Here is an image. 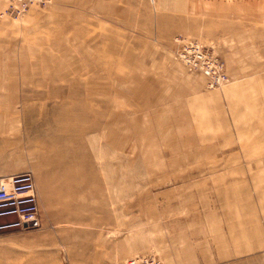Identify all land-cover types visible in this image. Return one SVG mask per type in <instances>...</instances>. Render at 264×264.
Masks as SVG:
<instances>
[{
	"label": "rangeland",
	"instance_id": "1",
	"mask_svg": "<svg viewBox=\"0 0 264 264\" xmlns=\"http://www.w3.org/2000/svg\"><path fill=\"white\" fill-rule=\"evenodd\" d=\"M186 5L155 1L146 33L89 0L0 16V175L30 170L41 216L0 233V264H264V0L209 2L208 36L179 34L223 60L210 88L155 22Z\"/></svg>",
	"mask_w": 264,
	"mask_h": 264
},
{
	"label": "built area",
	"instance_id": "2",
	"mask_svg": "<svg viewBox=\"0 0 264 264\" xmlns=\"http://www.w3.org/2000/svg\"><path fill=\"white\" fill-rule=\"evenodd\" d=\"M1 15H18L30 6H43L51 0H3ZM174 58L184 69L198 73L206 87H219L228 82L224 62L218 54L195 38L173 37ZM40 210L33 174L21 170L0 175V233L12 229H25L40 222ZM124 264H160L153 253L136 254L124 260Z\"/></svg>",
	"mask_w": 264,
	"mask_h": 264
},
{
	"label": "crops",
	"instance_id": "3",
	"mask_svg": "<svg viewBox=\"0 0 264 264\" xmlns=\"http://www.w3.org/2000/svg\"><path fill=\"white\" fill-rule=\"evenodd\" d=\"M165 2L167 0H89L94 6L95 17L99 21L119 26L120 31L139 32L150 30L153 24L152 4L154 2ZM175 3L176 0H169ZM184 0H178V2ZM183 13L181 8L170 7L162 17L158 18L156 24H161L166 35V46L172 44V37L179 34L207 35L209 24V2L215 0H186ZM197 2V4H194ZM207 2V5L204 4ZM186 12V14L184 13ZM141 30V31H140ZM209 32V28H208ZM147 253V251L139 254Z\"/></svg>",
	"mask_w": 264,
	"mask_h": 264
},
{
	"label": "bare ground",
	"instance_id": "4",
	"mask_svg": "<svg viewBox=\"0 0 264 264\" xmlns=\"http://www.w3.org/2000/svg\"><path fill=\"white\" fill-rule=\"evenodd\" d=\"M33 6V5H32ZM31 7V6H30ZM228 83V82H227ZM227 83H224V84H227ZM223 85V84H222ZM73 153H71V151L68 149V148H66V145H61V147L60 148H58V150L57 151H55L54 153H52V156L54 157V160L52 159V162H53V164L56 166V163H55V158H57V159H59V160H67L69 163H68V165H66L65 163H63V165H57V167H59V168H61L63 171H67L68 169H69V166L70 167H72V164L74 165V163H76V162H74V158L76 157V154H77V152H76V154L74 153V151H72ZM77 161H79L78 160V158L76 159ZM75 160V161H76ZM61 163V162H60ZM82 163V162H81ZM79 164V163H78ZM82 165H83V163H82ZM85 167V166H84ZM75 169H77L76 167H74ZM60 169V170H61ZM64 175H65V173H64ZM63 175V176H64ZM69 174L67 173V176H68ZM66 176V175H65ZM66 180H67V178H65ZM71 180V179H70ZM65 182V181H64ZM70 184H72V183H70Z\"/></svg>",
	"mask_w": 264,
	"mask_h": 264
}]
</instances>
